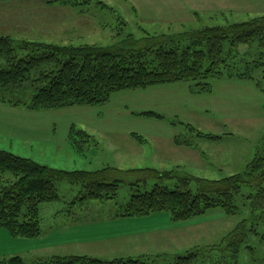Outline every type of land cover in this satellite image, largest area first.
<instances>
[{"label": "rangeland", "instance_id": "rangeland-1", "mask_svg": "<svg viewBox=\"0 0 264 264\" xmlns=\"http://www.w3.org/2000/svg\"><path fill=\"white\" fill-rule=\"evenodd\" d=\"M49 1L1 2L0 35L10 36L21 45L31 42L76 47L109 46L130 34L138 38L147 34H180L264 16V9L255 10L254 2L237 0L236 4H249L233 9L205 7L194 12L190 20L163 25L141 20L137 10L126 2L110 5L103 0H78L75 5H63ZM232 2L224 0L221 4ZM228 49L229 44H226ZM240 52L245 54L247 48H241ZM257 75L264 90V68ZM210 83L212 93L197 94L195 83L186 81L118 92L102 106L39 112L42 114L39 122L45 127L57 125L55 132L45 129L40 143L30 144L22 140L20 134L6 138L1 128L8 119L0 116V149L61 170L66 167L94 170L100 167L98 164L106 163L122 170L133 167L159 171L177 169L182 174L208 180L242 174L264 144V93L252 82L216 79ZM178 86L180 89L175 90ZM162 88L171 89L160 91ZM19 95L23 100H30L33 90H23ZM0 106L11 108L5 104ZM147 112L161 115L163 119L139 115ZM68 122L75 123L72 127L88 133L92 139L88 141L84 136L76 135V143L72 145V127L66 134ZM132 132L140 134L147 142L140 145L132 139ZM202 133L218 139L198 135ZM174 135L177 140H182L178 136L188 139L191 146H176L171 141ZM11 144H14L13 148ZM125 180L127 183L120 186L116 199L83 203L75 201L80 187L66 181L59 183L61 203L46 204L41 209L42 237L15 238L8 230L0 228V261L21 257L24 264H44L53 257L74 255L107 261L142 256H183L194 248L219 244L238 223L251 217L249 201L239 198L237 206L242 214L236 217H228L221 209H212L204 216L184 222H173L167 212L117 218L134 194L128 183L135 177L128 176ZM154 184L149 182L147 190ZM174 184L164 185L173 188ZM248 193L244 191V195ZM260 224L258 235L250 234L247 244L250 249L241 251L238 264H264V223ZM157 263L171 262L158 259Z\"/></svg>", "mask_w": 264, "mask_h": 264}, {"label": "trees", "instance_id": "trees-1", "mask_svg": "<svg viewBox=\"0 0 264 264\" xmlns=\"http://www.w3.org/2000/svg\"><path fill=\"white\" fill-rule=\"evenodd\" d=\"M8 1L13 0H0V3ZM77 1L55 0L63 5H75ZM226 44H229L228 50ZM244 47L247 52L242 54L240 49ZM20 50L26 53L21 54ZM263 68L264 16L180 34H147L143 38L130 34L109 46L31 42L21 45L10 36L0 35V104L23 107L31 112L94 107L106 104L118 92L186 81L195 83L197 94L212 93L210 81L216 79L252 82L264 93L257 80ZM27 89H32L33 95L30 100H23L19 93ZM139 115L163 119L154 113ZM76 135L88 141L92 139L88 133L72 127V145L76 143ZM198 135L214 138L203 133ZM132 137L142 144L145 142L140 135ZM180 138L176 140L177 145L191 146V141ZM128 176L135 177L128 183L134 194L117 218L167 212L173 222H184L204 216L212 209H221L228 217H236L242 214L237 206L239 198L249 201L251 217L238 223L219 244L194 248L183 256L107 261L74 255L53 257L44 264H158V259L169 264H238L241 251L249 248L250 234L258 235L257 229L264 223L263 144L244 173L221 180L200 179L177 169L121 170L106 166L98 170L67 171L0 149V228L15 238H40L44 235L42 206L62 201L59 183L66 181L80 187L75 201L104 202L117 198ZM149 182L155 183L151 190H147ZM169 182H175L173 188L164 185ZM245 190L248 195H244ZM0 264L24 262L21 257H12Z\"/></svg>", "mask_w": 264, "mask_h": 264}, {"label": "crops", "instance_id": "crops-1", "mask_svg": "<svg viewBox=\"0 0 264 264\" xmlns=\"http://www.w3.org/2000/svg\"><path fill=\"white\" fill-rule=\"evenodd\" d=\"M103 1L109 3L110 5H117L118 3L126 2L127 4L131 5L135 10H137L136 13L141 17V20H146L153 22L155 24H163V25L182 23L184 19L190 20V18L194 15V12H198L197 10H202L205 7L206 8L219 7L224 9H233V7L236 6L245 7L248 6L249 4L242 2L236 4L237 0H233V2L229 5L221 4V2L224 0H103ZM250 1L256 4L255 10L264 9V0H250ZM252 8L254 7L252 6ZM168 89L171 88H162V90L160 91H168ZM174 89L179 90L180 86ZM150 98L153 97L150 96ZM0 112H1L0 115L1 117L8 119V123L4 126V128H1V130L5 131L7 135L6 138L14 137L17 134H20L22 136V140L25 139L30 144H33L34 142L40 143L44 139V134L46 131L45 129H51L53 130V132L57 130V125L55 123H53L49 127H45L43 124H41L39 120L42 114L39 112H31L13 107L7 108L4 106H0ZM150 112L153 111L150 110ZM18 124L20 125V127H18ZM72 126H76V124L72 122H68L66 127V134L68 133V131L71 129ZM133 134H137V133L132 132L131 137ZM175 138L176 136L174 135L171 140L174 144L176 143L177 140ZM65 139H66V143L68 144L69 140L67 135L65 136ZM132 139L135 140L140 145H143L147 142L146 140L142 144L133 137ZM11 147L13 148L14 144H11ZM98 166L100 167H97V169L94 170L101 169L103 168V166H107V165L106 163H100L98 164ZM108 166H111V164H108ZM115 168L121 169V167L118 166H115ZM133 168L140 169V167H133ZM75 169H79V167H66V170H75Z\"/></svg>", "mask_w": 264, "mask_h": 264}]
</instances>
